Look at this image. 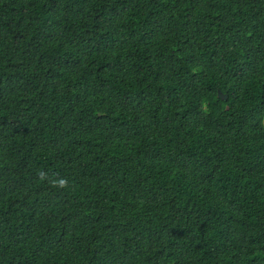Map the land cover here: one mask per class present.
<instances>
[{
    "label": "trees",
    "instance_id": "trees-1",
    "mask_svg": "<svg viewBox=\"0 0 264 264\" xmlns=\"http://www.w3.org/2000/svg\"><path fill=\"white\" fill-rule=\"evenodd\" d=\"M0 264H264V0H0Z\"/></svg>",
    "mask_w": 264,
    "mask_h": 264
},
{
    "label": "water",
    "instance_id": "water-1",
    "mask_svg": "<svg viewBox=\"0 0 264 264\" xmlns=\"http://www.w3.org/2000/svg\"><path fill=\"white\" fill-rule=\"evenodd\" d=\"M219 97L220 98L227 99L228 98V95L227 94H224L222 91H219Z\"/></svg>",
    "mask_w": 264,
    "mask_h": 264
},
{
    "label": "clouds",
    "instance_id": "clouds-1",
    "mask_svg": "<svg viewBox=\"0 0 264 264\" xmlns=\"http://www.w3.org/2000/svg\"><path fill=\"white\" fill-rule=\"evenodd\" d=\"M64 183H65L64 181H61V186H63V185H64Z\"/></svg>",
    "mask_w": 264,
    "mask_h": 264
}]
</instances>
